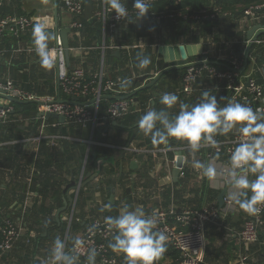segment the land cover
I'll use <instances>...</instances> for the list:
<instances>
[{"label":"crops","instance_id":"0c3cea01","mask_svg":"<svg viewBox=\"0 0 264 264\" xmlns=\"http://www.w3.org/2000/svg\"><path fill=\"white\" fill-rule=\"evenodd\" d=\"M89 1L92 3L94 16L98 3L103 0ZM129 1L131 0H127V3ZM17 5L21 7L25 15L33 19L34 25L44 23L47 26V31L53 28L55 21H57L59 29L70 28V23L73 20L72 15L63 8L61 0L60 2L57 0L56 16L54 15L53 0H3V6L10 7L13 11L17 8ZM245 18V16H241L235 22V29L233 28L232 31L234 34L236 33V37L233 41H226L224 38L218 44L201 45V54L188 55V52H186L187 60L192 61L200 58L202 53H206L208 58L222 61V59H226L227 52L233 51L232 46L239 44L246 48L245 32L255 24L264 25V20H249L247 23H243L246 20ZM97 23L96 21L94 26L86 23L81 30L79 38L72 31L68 35V41L72 44L69 47L68 69L82 68L87 75L102 73L104 77L110 79L115 76V80L120 83L121 93L125 95L130 93L128 94V85L121 87L123 80L127 79L133 86H136L134 91L142 85L135 83V79L138 76L135 75V72L133 75L134 67L141 72H146L149 76L148 81L154 78L161 70L162 66L158 67V61L163 63V56L158 53V49L171 45L163 44V40H167L163 29L165 27H163V24H159L155 18L146 17L142 21H137V23H123L112 31L106 29V33L103 36L104 40L100 44H98L96 36ZM224 26L226 27V24ZM89 27H93L94 30L91 31ZM31 35L32 37L29 40L24 35V39L16 43L8 37L0 44V80L10 78L20 87L29 85L27 88H33L34 92H31L34 95H39L35 91L36 85L39 84L44 88L42 93L46 95L45 97L57 98L58 95L60 96V89H58L59 84L56 79V67L51 69L53 73V95L55 96H49L52 95L48 93L50 91V83L41 73L40 58L35 51H32L35 46L33 33ZM49 37L48 46L50 48L57 44L58 38L56 34H51ZM258 41L261 40L258 39ZM102 47H105V49L102 50ZM115 50L119 51L117 57L113 55ZM133 50H137L136 52L139 55H148L151 63L147 68L141 69L137 67L138 61L135 64L132 60H124L127 55H132ZM109 53L118 60L114 61L111 56L108 57ZM105 56L107 57L104 58ZM174 58L175 55H167L168 60ZM252 58L253 55L249 57L251 63L247 73L252 67L264 72V64L255 65L254 63L253 65ZM133 60L135 61V57ZM128 69L132 71L130 78L119 77L121 71ZM182 75L183 73L179 75L175 72L166 74L162 80L153 85L154 87L152 86L148 94L158 100L165 92L176 94L180 101H182V98H189L178 94V90L181 88ZM256 77L257 82L258 79H263L258 74ZM211 81V84L205 79H200L197 82L195 92L193 96H190L194 97L193 102L198 103L200 101L203 91H211L213 95H216L220 106H224L229 101L240 102L239 99L233 97L235 93L226 89V81L224 79L219 78ZM243 82H245L244 76L240 78L237 84ZM37 89L40 90L39 88ZM134 99L137 98L134 97L132 99L134 105L131 113H137L138 119L131 126L124 125L127 127L125 129L109 127L104 132L105 125L103 120H98L94 128L92 124H87L85 127L60 126L55 129L47 128L43 131L40 129V124L37 125L36 129H33L29 125L28 120L23 121L18 119V117L7 119L4 122L5 124L2 123V125L11 126H9L8 130H0V209L3 210L7 217L16 222L22 230V237L19 243H23V245L18 244L14 248L15 251H13L18 253L19 258L28 253L30 255L27 258L28 264H49L51 250L56 238H61L64 240L65 245L71 247L74 238L81 237L84 227L92 218L104 220L106 216H117L125 205H128L130 210L140 208L146 214L156 208L163 209L170 206H175L177 209H200L202 207L216 206L218 209L216 198L225 187H227L225 198L229 199L230 188L225 171L227 164L212 155L204 146L196 153H193L187 144L178 143L175 140H171L167 146L153 145L151 142L149 144L150 148L147 147L148 144L145 142L150 137L144 136L136 126L139 118L151 108L148 107L145 111L141 110V107ZM5 104L6 101L0 97V105ZM107 104L102 107L100 103L99 118L104 114ZM178 107L177 105L169 111L175 115L179 111ZM38 108L39 106H37V112ZM20 120L22 123H19ZM17 121L19 125L14 127ZM116 122L123 125L119 121ZM235 133L236 131H233L222 137L227 139L229 135ZM41 135L61 136L62 139L55 141L44 139L39 141L38 137ZM98 135L101 140L103 139L101 144H105L107 146L105 147L109 149V152H107L108 156L111 154L117 155L122 148H125L130 137H135L131 143L132 152L128 153L123 161V173H125L123 179L128 181V183H123L122 188H119L120 186L117 184H114L113 188L110 185L108 189L107 179H111L113 175L108 172V167H103L101 176L99 175L92 182L86 184L83 189L77 192L71 187L65 191L66 186L72 181L75 184L82 183L84 181L83 176L92 173V168L87 166L90 163L87 157L89 148L96 144L93 140ZM96 145L98 148H103L102 145ZM178 150L183 155V167L180 171L178 182L161 187L160 184L166 182L162 179L171 172L174 166L175 152ZM141 152L145 154L144 159L135 169H131V162H134L137 155ZM193 159L214 162L224 174L218 175L214 179H209L203 176L199 170L193 168ZM116 166L118 173L115 176V182L119 183L118 161H116ZM82 168L85 170L83 175H81ZM130 186H133V195L136 196L137 200L140 199L141 202L129 204L124 202V189ZM65 194L69 198L76 196L72 205L73 211L71 212V208H67L59 216V223H56V211L62 207ZM112 194L114 199L111 205L109 196ZM119 195H121V200ZM105 205H110L111 207L106 208ZM232 205L233 208L230 213L226 214L224 211L222 213V207L221 210H218L221 212L220 219L206 226L208 246L204 262L205 260L209 262H205V264H239V259L242 256L248 257L247 264H264V227L259 232L260 239L258 235L257 243L248 246L241 245L237 239V234L242 228L243 220L248 215L242 216L240 214L242 210L234 203ZM73 222L74 227L71 229V223ZM38 236H40V239H37ZM30 239H33L31 249ZM211 250H214V252H211ZM11 258L13 262L8 264H15L19 261H15L12 255ZM162 264H171V261L166 258Z\"/></svg>","mask_w":264,"mask_h":264},{"label":"built area","instance_id":"2783aa9c","mask_svg":"<svg viewBox=\"0 0 264 264\" xmlns=\"http://www.w3.org/2000/svg\"><path fill=\"white\" fill-rule=\"evenodd\" d=\"M157 1L149 0V3L152 5ZM166 1L173 5H179L183 0ZM2 2L3 0H0V6ZM61 2L63 8L73 17L70 23V29L79 38L84 26L81 21L84 4L82 0H61ZM126 7L129 11H132L133 0L129 1ZM254 10L249 9L244 12L243 16L246 17V20L243 23H247L249 20H264V16L255 14ZM201 13L205 14V11ZM218 15L219 10L216 8L210 15V19L216 18ZM94 17L100 23L103 33L106 32V29L112 31L119 25L125 23L124 21H118L115 18V13H106L103 1L98 3ZM176 17L183 20L187 19L186 15L175 11L166 14L160 13L155 19L158 21L163 18L175 19ZM194 18L197 19L198 17ZM33 27L34 21L27 15L7 14L0 17V44L5 37L15 38L20 41V37L33 31ZM254 44L264 47V41L257 40ZM50 49L55 50L53 54L55 60L54 67L58 71L60 93L66 97L63 100L70 102L72 99H76L77 103L39 106L37 119L40 120L41 131L47 128L55 129L60 126L85 127L87 124H92L94 128L98 120L120 121L128 114H131V108L134 105L131 99L115 100L108 102L104 114L99 118L98 116L101 110L100 103L103 101L99 99V96H122L124 93L120 91V83L105 78L102 73L86 75L82 68L68 69L64 63L63 50L59 40L56 46H52ZM104 49L105 47H102V50ZM32 51H35V47L32 48ZM243 54L244 52L239 58L234 56L229 57L228 61L233 71L227 72H217L215 67L208 65L209 58L206 56V53H202L200 58L192 61L189 60L182 75L181 88L178 90V94L184 97L193 96L196 84L200 79L213 80L221 78L226 81V89L235 93L233 95L234 98L239 99L241 103L247 104L255 110L264 111V86L259 84L256 79L257 74L264 79V72L252 67L249 73L244 75L245 82L240 84L236 83L239 77L236 71L242 67ZM251 60L254 65V58ZM246 82H248V86L244 87ZM0 92L5 97L14 98L19 101H40L46 103L56 100V98L51 97H37L33 93L23 90L10 78L0 80ZM3 100L6 101V104L0 108V124L7 120L8 114L12 111L10 102L4 98ZM46 112L63 116L64 123L60 124L58 120L47 123L48 120H45L44 117H39L40 113ZM44 139L55 141L62 139V137L46 135L38 137L39 141ZM239 139L240 134L236 132L229 139H218L220 141L218 148H212L210 146H204V148L210 149L213 155L219 159L221 158L223 162L228 164L231 150L235 147ZM232 204L230 199L224 198V206L221 212L223 213L224 211L226 214L230 213L233 208ZM221 212L218 211L216 206L202 207L200 209H177L175 206H170L163 209L156 208L147 215L155 214L158 216L157 230L163 231L167 235V245L179 254V264H205L204 259L207 248L206 226L209 223L218 221ZM262 213L263 210L258 217L247 216L244 220L242 228L237 234V239L241 245L248 246L257 243L259 232L264 226ZM113 236L114 232L109 230L104 220L92 218L84 227L83 233L79 238L83 242V247L77 248L74 252L78 257L77 263L86 264L87 249L95 248L98 253L96 264H126L124 256L114 253L108 246L112 242ZM21 237L22 230L19 225L7 217L3 210L0 209V264H8V262H3V258L10 255L16 247V244L21 240ZM72 249L73 245L69 251H72ZM247 262V256L240 257L239 264H247Z\"/></svg>","mask_w":264,"mask_h":264},{"label":"clouds","instance_id":"9594fccd","mask_svg":"<svg viewBox=\"0 0 264 264\" xmlns=\"http://www.w3.org/2000/svg\"><path fill=\"white\" fill-rule=\"evenodd\" d=\"M106 13H115L118 21L125 24L137 23L150 12L149 0H133V10L126 7L127 0H103ZM44 23L33 27L35 52L42 67H54V49H50L49 33ZM137 67L145 69L151 63L148 56L136 57ZM131 82H121L125 87ZM161 110L151 108L138 120L137 127L144 136L150 137L153 145L167 146L171 140L187 144L193 153L202 146L218 148V136H227L236 131L240 139L231 150L226 176L230 191L229 199L250 217H258L264 210V111L255 110L247 104L229 101L220 106L216 95L203 91L200 101L195 104L184 103L171 92L160 97ZM179 106L173 115L169 110ZM192 166L203 176L214 179L224 174L214 162L193 159ZM110 208V205H105ZM158 216L147 215L142 209L130 210L125 205L117 216H106L104 222L114 232L109 248L122 254L126 264H158L168 251V237L157 230ZM83 242L77 237L73 240L72 251H66L64 240L56 238L50 254L49 264H77L74 254ZM97 250L87 249L86 264H96Z\"/></svg>","mask_w":264,"mask_h":264},{"label":"trees","instance_id":"16d2710c","mask_svg":"<svg viewBox=\"0 0 264 264\" xmlns=\"http://www.w3.org/2000/svg\"><path fill=\"white\" fill-rule=\"evenodd\" d=\"M58 1L60 2V0H58ZM86 1H89V0H82L83 4H85ZM263 5H264V0H183L179 5L170 4L166 0H158L157 2H155L151 5L150 12L148 13L147 17L148 18H156L158 16V14H160V13L166 14V13H170L171 11H175V12H178L182 15L187 16L186 20L185 19L183 20V19L177 18V17L175 19L163 18L161 20V22H162L161 24H163V27H167V29H168V34H167L166 28H164L167 40L163 41V44L173 45V44H176L177 43L176 41L179 39H181V41H182L180 43L185 44V42H187V39H186L187 36L189 34L194 33L195 30H198L200 32L207 31V34L209 36H211L213 40H215V44H218L219 41H217V40L221 34H223L222 36L226 39V41H233L234 38L236 37L235 36L236 33L234 34L232 31L233 28L235 29V22L238 21L239 18L244 15L245 11H247L249 9L254 10L256 8L262 7ZM216 8L219 10V15L216 18L210 19V15L213 13V10ZM202 11H205V14H202L201 13ZM235 13H240V15L234 17ZM7 14L25 15V13L22 11V9L19 5H17V8L13 11V10H11L10 7L3 6V2H2V5L0 6V17L5 16ZM221 15H227L228 19L223 20V21H218L217 18H219ZM260 15L264 16V12ZM204 16H206V17H204ZM194 17H198V18L195 19ZM207 19H210V20L208 21ZM81 21H82L83 25H86L87 22L85 20H83V17L81 18ZM171 21H175V22L172 23ZM226 23H229V28L224 26V24H226ZM97 25H100V23L98 22L96 24V27H97ZM89 29L91 31L94 30L93 27H89ZM31 33H33V31H31L29 34L26 33L27 40H29L30 37H32ZM5 38H8V37H5ZM238 38H239V36H238ZM240 38H241V36H240ZM10 39H12V41L14 43L18 42V39L11 38V37H10ZM23 39H24L23 36H21L20 40H23ZM192 39L194 41L193 43H197V41H199V36L192 38ZM258 39L261 41H264V35L260 36ZM70 46H72L71 43H69V47ZM232 47H233V49H232L233 51L227 52L226 53V59H224L223 61H217V60H215V58H209V61L219 63L217 66H213V65H211V66L215 67L216 69H219L222 72L229 71L226 68V67L230 68V64L228 61L229 57L234 56V57L239 58L245 49L244 46L239 45V44L234 45ZM109 54L110 55H107L108 57L111 56V53H109ZM133 55H134V51H133L131 56L127 55L124 58V60H126V61L132 60L133 61V58H134ZM223 55H224V53H223ZM251 55H253L255 65L264 64V47L253 44V46L249 52L247 67H246L245 71L243 72V74L239 75L238 79L236 80V83H238L240 78L243 77L244 75H246L247 71L249 70L248 68H249V65L251 63L249 57ZM107 56H105L104 58H106ZM112 59L114 61L118 60L115 57L114 58L112 57ZM44 70L45 69L43 68L41 73L43 76H45L46 79L49 80L50 91L48 93L52 94L49 96H55V95H53V86H52L53 73L52 74L50 73L51 70H49V72L43 73ZM136 70H137V68L134 67L133 71L135 72ZM183 71L184 70L172 71V72L178 73L180 75L181 73H184ZM85 74L87 75L86 72H85ZM144 74H146V72H141L139 75H144ZM51 75H52V77H51ZM128 75H129V77H127V78H130L131 74L129 73ZM164 76H166V75H164ZM163 77L161 78V80L163 79ZM107 79L112 80L116 83H119V82H117V80H115L116 79L115 76H112L111 79L110 78H107ZM205 80H207L209 84L212 83V81L209 79H205ZM258 83H260L264 86V80L263 79H261V78L258 79ZM28 86L29 85H27L25 87L21 86V88L27 92H30V93H32L31 91L34 92V89L33 88L31 89L30 87L27 88ZM128 87H129L128 94L129 93L131 94L134 91L136 86H133V84L130 83V84H128ZM37 88H39L40 90L44 89L43 86H40L39 84L36 85L35 91ZM151 88L143 90V91H139L134 96L137 98V100H138L137 104L141 107L140 109L143 111H145V109H147V107L155 108L156 110H161L164 108V106L160 104V100H158L157 98L154 99L152 95L148 94V92ZM40 90H38V93L37 92L36 93L37 94L40 93L39 95L42 96L43 93ZM39 95H36V96H39ZM124 95L125 94H122V96H124ZM43 97H45V96H43ZM60 98L66 99V97L62 93H60ZM132 99L133 98H131V100ZM193 99H194V97L182 98V102L188 103L190 105L195 104V102L192 101ZM109 101H111V100L101 101V106L104 107L106 105V103H108ZM10 105L12 107V111L8 114L7 119H15V117H18V119H21L23 121L28 120L29 125L33 129H36L37 125L40 124V120L37 119V105L36 104H33V103L22 104V103L10 102ZM132 110H133V107L131 108V111ZM178 110H179V107H178ZM136 119H138L137 113H133V114L131 113V114H128L124 119L120 120L119 122L125 126H129V125L131 126L133 124V122L135 123ZM53 121H54L53 119H49L47 121V123L53 122ZM16 123L17 124H14V127H17V125H19L18 121ZM2 126H5V127H2ZM9 126H11V125H2V123H1L0 124V130L1 131H4L5 129L8 130ZM136 128H138V127L136 126ZM2 136H3V134H2ZM98 137H99V135H98ZM231 137H232V135H229V137L227 139H229ZM134 138L135 137H133L132 140H134ZM217 138L221 139V140L225 139L222 136H218ZM130 140H131V137H130L129 141ZM102 141H103V139H102ZM145 143L148 144L147 147L150 148L149 144L151 143V139L147 140ZM127 144H126V146H127ZM140 146H144V145H140ZM208 151L212 154L210 149H208ZM107 152H109L108 148H97V149H95L94 156L91 153H89V155L87 157L88 161L94 162L95 159H97V158L108 156ZM110 156H112V154ZM87 166H89V165L87 164ZM115 166H116V162L113 166L109 165V166H104V167L109 168L108 172L110 174H114L116 171L115 174L117 176V173H118L117 169H116L117 166L116 167ZM89 167L93 169V166H89ZM102 170H103V168H102ZM102 170L99 174L100 176L102 174ZM129 173H131V172H129ZM124 174L125 173L122 172V175L120 176L119 183L115 182L116 177H114V179L112 181H111V179H107L108 180L107 185L109 184L108 189H109L110 185H112L111 187L113 188L114 184H117L118 186H120V188H122L124 185L123 183H125V184L128 183V181H125L123 179L125 177ZM240 214L242 216L247 215L243 211H241ZM262 220L264 221V210L262 213ZM73 224H74V222L71 223V227H70L71 229H72V227H74ZM37 239H40V236H38ZM259 239H260V235H259ZM29 241L31 242V244H30V249H31L32 245H33L32 244L33 239H30ZM18 244L23 245V243L18 242L16 244V246ZM65 250L69 251L70 246L66 245ZM13 251H15V249ZM206 252H207V248H206ZM28 256H30V255L28 253H26L22 258H20V261H18L17 263L18 264H23V263L28 264L29 263V261L27 260ZM205 256H206V253H205ZM10 257H11V254L7 257H4L3 262L10 263L12 261ZM166 258L170 259L171 264H179L178 263L179 262V254L174 249H172V247H170L169 245H168V251L166 252L164 257L158 261V264H162Z\"/></svg>","mask_w":264,"mask_h":264},{"label":"water","instance_id":"95a60500","mask_svg":"<svg viewBox=\"0 0 264 264\" xmlns=\"http://www.w3.org/2000/svg\"><path fill=\"white\" fill-rule=\"evenodd\" d=\"M53 8H54V15L56 16L57 15V0H53ZM263 12H264V5L262 7H259L258 9L254 10V13L257 15H260ZM239 15H240V13H235L234 17L239 16ZM83 18L88 23V25H90V26H94L96 21H97L96 18L93 16L92 3L90 1H86L84 4ZM227 19H228L227 15H221L219 18H217L218 21H223V20H227ZM207 20L209 21L210 19H207ZM226 27L229 28V23H226ZM48 33H49V35H51V34L55 35L56 34L58 40L60 41L62 50H63L65 66L69 67L68 35L71 33V29L70 28L59 29L57 21H55L53 28L48 30ZM262 35H264V25H262L260 23L251 26L245 32V39L247 41V45H246L244 54L242 56V67L236 71L237 74L241 75L245 71L247 64H248L249 52H250L253 44ZM96 36H97L98 44H100L101 37L103 36V29H102L101 25H97V27H96ZM55 46H56V44H55ZM193 48L195 49L194 51H193ZM186 52H188V55L201 54V45H196V46H187V45L176 46L175 45V46L160 47L158 49V53L163 56V64H162L161 70L155 75L154 78H152V79H150V81H148V79H149L148 74L141 75L135 79V83H139L142 85L140 87H138L133 93H131L129 95H125V96L101 95V96H99V99L100 100L115 101V100H129L131 98H134V96L136 95L137 92L151 88L154 84H156L159 80H161V78L164 75H166L172 71L184 70L187 67L186 64L188 62ZM118 54H119V51L115 50L113 55L115 57H117ZM168 54L170 56L175 55V58L168 60L167 59ZM207 64L217 66L219 63L208 61ZM226 68L229 71H233L229 67H226ZM217 72H221V71L219 69H217ZM56 79H57V83H58V71L57 70H56ZM145 82H147V83L144 84ZM247 86H248V82H246L244 84V87H247ZM58 89H59V85H58ZM0 97L8 100L9 102H13V103H22V104L33 103V104H36L37 106H47V105L61 104V103H77L76 99H72V101L68 102V101L61 99L59 95L57 96L55 101L46 102V103L40 102V101H19V100L14 99V98L5 97L1 92H0ZM134 101L137 102L138 100L134 99ZM1 107H2V105H0V108ZM39 117H44L45 120H49V119L58 120V122L60 124L64 123V117L63 116H57L56 114L49 113V112L40 113ZM104 125H105L104 132H106L109 127L120 128V129L127 128L124 125L117 123L116 121H109V120H105ZM132 139H133V136L131 137V140L128 142L127 146L125 148H122L121 151L117 155L100 157V158L95 159L94 162H90L89 166H93L92 173L91 174H85L83 176L84 181L82 183L75 184V182L72 181L69 185L66 186L65 191L68 188L72 187L73 189H75V191L78 192L80 189H83L86 184H88L89 182H92L94 179H96L99 176V174H100V172L104 166H109V165L113 166L116 161L119 162L118 171H119V176H121L122 172H123L124 158L128 153L132 152V149H131ZM93 141L96 142V144L102 145L103 148L107 147L105 144H101L102 140L99 137L94 138ZM96 144H93L89 148V153H91L93 156L95 154L94 153L95 149L98 148ZM175 155H176V159H175L174 166H173L171 172L166 177H164L162 179L163 181H166V182L164 184L162 182H159V183H162V184H160L161 187L162 186L163 187L168 186L171 184L173 185V184H176L178 182V177H179L180 171L183 167V155H182V152L180 150L176 151ZM144 156H145V154L143 152L139 153L137 155L136 160L134 162H131V169H135V167L139 163H141V161L144 159ZM84 171H85L84 168H82L81 175L84 174ZM226 192H227V187L222 189V191H220V193L218 194V196L216 198L218 210H221L222 207L224 206V198L226 196ZM124 193L126 195L125 196V199H126L125 203L126 204H129L132 202H141L140 199L137 200L136 196L133 195V186L125 188ZM75 198H76V196L74 198H69L68 195L65 194V197H63L62 207H60L56 211V215H55L56 223H59V216L61 214H63L67 208H71L70 209L71 212L73 211L72 205L74 204ZM113 199H114V196L112 194L109 196V202L111 204H113Z\"/></svg>","mask_w":264,"mask_h":264},{"label":"rangeland","instance_id":"374dc122","mask_svg":"<svg viewBox=\"0 0 264 264\" xmlns=\"http://www.w3.org/2000/svg\"><path fill=\"white\" fill-rule=\"evenodd\" d=\"M157 21V20H156ZM159 24L160 23H162L161 22V20H158L157 21ZM172 23L173 22H175V21H171ZM170 22V23H171ZM172 25V24H171ZM150 27H152V25H150ZM166 28V32H167V34H168V29H167V27H165ZM164 29V28H163ZM106 33V32H105ZM204 34V35H203ZM220 35V34H219ZM223 34H221L220 36H219V38H218V40L217 41H221V40H223L224 39V37L222 36ZM103 36H104V33H103ZM103 36H102V38H103ZM199 36V41H197V43H193L194 41H193V39L192 38H195V37H198ZM101 38V43L103 42V40H104V38L102 39ZM187 42H185V44L184 45H187V46H196V45H202V46H206V45H210V44H215V40H213L212 39V37L211 36H209L208 34H207V31H202V32H200V31H198V30H195V32L194 33H192V34H189L188 36H187ZM166 39H164L163 41H165ZM177 42V43H176ZM175 43L176 44H173V45H178V44H181L180 42H182L181 41V39H179V40H177ZM173 45H171V46H173ZM183 45V44H182ZM133 51H135L134 52V57H135V61H134V63L136 64V62H137V59H136V57L139 55V53L138 52H136L137 50H133ZM144 56H148L147 54H144ZM152 61H153V59H152ZM159 62V64H158V67H161L162 66V64L163 63H161V61H158ZM42 69H43V67H42ZM45 70L43 71V73H46V72H49V69H47V68H44ZM137 71V72H136ZM135 71V75H137V76H141V75H138V74H140L141 73V71L139 70V69H137ZM131 69H128V70H123V71H121L120 72V76L119 77H123L124 79L125 78H127V77H129V73L131 74ZM51 74H52V72H50ZM133 75H134V71H133ZM51 77H52V75H51ZM131 77V76H130ZM43 89H41L40 91H42ZM37 91V93H38V89L36 90ZM40 94V93H39ZM39 96H41V95H39ZM42 96H46V95H42ZM19 123H22V121L20 120L19 121ZM230 134V133H229ZM111 175H113V177L111 178V179H114V177L116 176V174L114 173V174H111ZM104 179V178H103ZM120 188V187H119ZM121 197V195H119V198ZM120 200H121V198H120ZM112 205V204H111ZM208 246V245H207ZM213 246V245H212ZM211 252H214V250H211ZM207 253V252H206ZM11 255H12V257H13V259L15 260V261H20V258H19V255H18V253L17 252H11L10 253ZM11 258V257H10ZM11 260H12V258H11ZM11 262H13V261H11ZM205 262L207 263V262H209L208 260H205ZM49 263V262H48ZM15 264H17V263H15Z\"/></svg>","mask_w":264,"mask_h":264},{"label":"flooded vegetation","instance_id":"af4514ba","mask_svg":"<svg viewBox=\"0 0 264 264\" xmlns=\"http://www.w3.org/2000/svg\"><path fill=\"white\" fill-rule=\"evenodd\" d=\"M125 196H126V195H124V202L126 201Z\"/></svg>","mask_w":264,"mask_h":264}]
</instances>
